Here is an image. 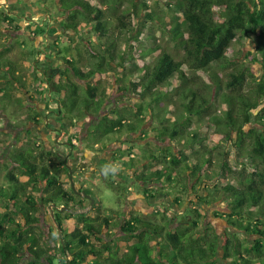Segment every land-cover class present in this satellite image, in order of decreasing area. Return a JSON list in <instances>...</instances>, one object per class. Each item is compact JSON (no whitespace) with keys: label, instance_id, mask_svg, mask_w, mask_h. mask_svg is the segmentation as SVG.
Here are the masks:
<instances>
[{"label":"trees","instance_id":"obj_1","mask_svg":"<svg viewBox=\"0 0 264 264\" xmlns=\"http://www.w3.org/2000/svg\"><path fill=\"white\" fill-rule=\"evenodd\" d=\"M123 2L125 0H97L96 4L89 0L58 2L59 8L65 12L67 27L77 33L91 27L99 38L100 51L90 49L93 47L90 42L86 62L79 65L80 58L67 61L68 68L62 73L65 80L56 81L61 96L53 100L56 113L75 121H84L91 115L102 116L112 97L106 87L99 86L101 76L129 71L128 79L139 77V81H134L132 87H118V91L129 92L139 100L129 105L130 111L127 112H137V121H130L124 114H104L98 123L99 129L89 131L90 139L97 137L101 140L123 131L137 134L143 126L140 115L145 108V100L150 98L151 103L159 102L165 95L158 89L166 87L179 86V93L185 100L180 119L184 120L183 126L188 127L185 124H191L192 117L208 116L211 100L192 88L194 80L187 76L186 70L208 72L212 76V88L225 90L222 100L226 110L222 117H214V125L226 128V140L231 139L234 133L239 136V145L248 140L249 158L254 161L253 171L240 172L245 176L240 187L229 183L222 190L224 196L231 199L229 217L232 225L257 238L253 244L244 246L238 235L227 233L223 259L229 261L226 264H264V0H167L169 10L177 13L176 19L181 17L185 25L186 33L169 27L170 34L184 50L183 59L176 60L168 52L158 54L161 48L157 46L151 49L157 54L153 62L145 60L151 52H141L137 64L133 60L134 45L129 43L127 50H121L116 42L118 38L114 39L111 34V21L117 24L118 36L138 29V21L133 22L130 17L127 21L125 14L118 13L117 9ZM129 3L132 6L130 14L139 19L144 13L145 20L141 25L146 21L163 24L162 15L149 10L146 0H141L139 5L135 0ZM112 7L115 15L109 19L106 10L110 11ZM244 38L253 40L263 67L261 79H254L252 86L246 84L248 77H253L250 69L233 67L225 80L218 72L232 64L230 48ZM130 52L131 56H128ZM23 73L14 61L0 56V104L17 102L14 90L25 83ZM175 76L177 83L173 84ZM237 90L241 91L238 95L228 93ZM147 106L149 110L151 104ZM32 121L38 123L37 114ZM246 125L250 126L249 131L245 129ZM159 135L176 143L181 136L176 127L171 129L168 126H163ZM191 137L190 143L193 144L201 138L196 132ZM39 146L38 153H34L29 144L19 147L18 152L10 154V164L6 166L8 183L5 187L0 186V264H53L43 233L37 232L36 219L42 208L49 210L53 205L56 209L59 203V208L84 206L85 200L77 201L73 189L67 187L70 178L65 161L56 155L52 157ZM149 158L159 161L154 152ZM129 160L134 162L135 159ZM114 163H117L116 159ZM189 163L185 152L178 150L166 157L163 166L147 173L142 170L136 178L143 185L165 182L173 188L180 187L178 194L188 195L196 191L199 175L210 159L204 154ZM65 177L67 181H64ZM144 193L153 196L148 189ZM196 198L208 204L199 195ZM180 201L179 197L175 198L176 204ZM97 211L98 215L93 217L81 214L80 226L65 223L64 227L63 217L59 214L54 216L66 264H219L215 259L220 246L219 237L215 230H207L205 224L201 229L198 227L202 215L196 210L191 209L185 217L176 220L174 227L169 226L170 223L162 225L133 216L122 220V234L118 236L110 230L117 226L111 222L112 216L104 215V210L99 208ZM70 215L67 213L65 219L68 220ZM102 232L107 237H103ZM26 251L29 257L23 261Z\"/></svg>","mask_w":264,"mask_h":264},{"label":"rangeland","instance_id":"obj_2","mask_svg":"<svg viewBox=\"0 0 264 264\" xmlns=\"http://www.w3.org/2000/svg\"><path fill=\"white\" fill-rule=\"evenodd\" d=\"M2 1H4L3 3L6 7H0V56L14 61L20 70L24 71L23 77L26 79L23 85L16 87L14 90L17 95L16 103L2 102L0 104V186H6L8 183L5 178L7 173L6 166L10 164L9 158L12 152H18L20 150L19 147H26L29 144V147L33 148V152L38 153L40 151L38 145L44 149L43 141H41L42 129H47V126L51 128L52 125H57L60 121H63L66 125L67 129L65 132L68 133V120L70 118L55 115L57 109L54 107L55 103L53 100H58L61 97L58 93L59 87L56 81L62 82L65 80L58 74L68 68L67 61H76V59L80 58L81 61H79L81 63L78 62L79 65L86 62L89 43H93V47L89 48L92 50L94 48V50H97L95 52H98L100 51V42L91 27H86L79 33L71 30L69 26L67 27L65 12H62L59 8V0H30L33 7L28 6L30 9L25 11L16 9L14 6L16 0ZM21 1H18V4L24 6L25 0L23 3ZM89 1L94 4L97 2V0ZM129 1L125 0L117 11L119 14H125L127 17L125 20L127 21L129 17L133 22L138 21V29L136 28V31L131 29L130 32L125 31L122 36H118L117 24L111 21V34L113 33L114 39L118 38L116 42L121 50H127L129 43L134 45V64L138 63V57L141 52L150 53L151 49L157 46L161 48L158 54L168 52L176 60H182L184 50L170 34L169 27L171 26L177 31L183 30L185 32V25L182 23L181 17L176 19L177 13L169 10L166 4L167 0H146L149 10L154 14L159 12L162 15L163 24L146 21L143 25L140 23H144V13L141 14L142 16L139 19L135 15L130 14L132 6ZM135 1L139 5L141 0ZM112 9L113 7L110 11L106 10V16L109 19H112V15H115ZM33 11H36V13H33ZM14 14H18V18H14ZM22 14H25L29 19H25ZM45 15H47L46 18ZM65 26V31L61 33L60 28H65ZM33 32L34 34L36 33L35 37L33 36L34 40L28 36V34ZM45 36L47 38L46 41L42 40V37L45 38ZM36 37L39 38L40 43L43 41V45L46 46L45 50L40 49L41 47L36 42ZM136 38L137 40H135ZM230 51L231 55H233L232 64L218 70L224 80L227 79L228 76L226 74L233 67L240 66L250 69L253 74V77H248L246 81L248 86L253 85L254 79H261L263 75L261 56L257 54L256 46L252 39L244 38L233 43ZM131 53H128V56H131ZM155 55L157 54L151 52L145 60L153 62ZM215 68L217 71V67ZM123 73L104 74L100 78L99 86L106 87L112 97L105 106L104 114L110 113L112 116L124 114L130 121L135 122L137 121V112L131 114L127 112L130 111L129 105L139 100L134 99L129 92H119L118 87L124 85L132 87L134 81H139V77L129 80L128 75L130 72ZM186 73L189 78L194 80L193 85L191 84L192 88L202 93L207 100H211L208 116L205 115L202 118L192 117L191 124H185L189 126L184 127V120L180 118L181 114L184 113L183 103L185 100L179 93V86L175 88H159L158 90H161L165 96L157 103H151L150 98L145 100V108L140 115V122L143 126L137 134H127L126 131H123L120 134L111 135L101 140H98L99 138L97 137L90 139L88 137L89 131L99 129L98 126L100 125L98 123L104 114L102 116L91 115L87 116L84 121L74 120L71 122V125L75 126L73 127V135L68 139L71 145L65 146L64 144L65 139L67 141L66 135L68 134L63 135L64 137L61 136L59 143L64 146L65 152L71 147L77 154L74 160L71 154L67 157L68 164L74 168L73 180L76 190L82 186L92 190L100 201L99 205L96 206L97 209L104 210V215H111V222L115 218L117 219L115 222L119 223L118 218L123 216H139L162 225L170 223L169 226L174 227L173 223L175 224L178 219L185 217L189 210H196L202 215L198 227L201 229L203 224H205V227H208L207 230L216 231L220 246L215 259L219 261V264H226L229 261L226 262L223 259V246L227 233L238 235L244 246L253 244L257 236L232 225L229 217L231 199L224 196L222 187L229 183L240 187L242 185L240 181L245 178L240 172L242 170H245L246 173L253 171L254 161L249 158L248 140L242 146L239 145V136L235 133L231 139L226 140V128L222 125H214V117H222L226 110V105L222 100L225 90L218 91L216 87L212 88L214 84L211 79L212 76L208 72L195 73L187 69ZM210 73L214 74V71ZM50 74L55 77H50ZM69 76L71 75L69 74ZM176 78L175 76L172 80L173 84L177 83ZM240 92V90H237L228 93L230 95H238ZM149 103L151 108L148 110L147 105ZM36 114L38 123L32 121V117ZM41 114L45 117L41 116ZM163 126H168L171 129L176 127L178 129V133L181 136L178 138L177 143L172 139L159 135V131ZM244 127L246 131H249V125ZM27 132H30L29 135H27ZM52 132L54 131L52 130ZM71 132L72 130L69 131V134ZM195 132L200 134L201 137L197 144L190 143L192 141L191 136ZM89 147L98 149V151H92V156L85 154L84 148L91 151ZM178 150L185 152L188 163L199 159L204 154L210 159V163L205 166L204 172L199 175L196 191H192L188 195H180L177 193L180 187L173 188L171 184L165 182L149 183V185L138 183L137 173L142 172V170L147 173L148 170L163 166L166 157L170 156V153H177ZM69 151L71 150L69 149ZM111 152L114 154L109 155ZM151 152L156 154L159 161L149 158ZM113 157L118 160L116 167L112 162ZM129 159L135 160L134 162H129ZM100 160H102L103 164H100L98 171H94L95 173H92L91 169H87L83 173L76 170L83 168L86 163H88V167L89 165L93 167L94 162H100ZM224 163H227L225 164L226 166H223ZM114 167L117 170H114ZM64 181H67L66 177ZM67 187L69 189V185ZM145 189L152 193V197L147 194L150 199L145 195ZM197 195L203 200H207L208 204L198 200L196 198ZM177 197L181 200L180 204L175 203V198ZM76 199L77 201L80 200L79 198ZM60 206L61 203H59ZM59 207L56 209L54 207V209L63 217L61 220L64 222V227L65 222L69 226L82 225L80 215H83L89 209L86 200L84 201V206L81 207L75 205L68 208ZM97 209L87 214L92 217L97 216L99 213ZM67 213H71L68 216V220L65 219ZM188 222H191V220ZM47 226L43 222L39 230L45 232L44 229ZM110 230L114 235L122 234L119 226L111 227ZM101 235L107 237L106 233ZM55 236H57L56 233ZM49 244L52 247V251L48 256L53 264H66L61 241L50 240ZM69 256L71 257L70 253ZM27 257L28 255L23 257V261Z\"/></svg>","mask_w":264,"mask_h":264},{"label":"crops","instance_id":"obj_3","mask_svg":"<svg viewBox=\"0 0 264 264\" xmlns=\"http://www.w3.org/2000/svg\"><path fill=\"white\" fill-rule=\"evenodd\" d=\"M18 1H20V0H16V2L14 3V6L16 7V9H20V11H21V9L23 8V6H21V5H19L18 4ZM27 1H29L28 3H27ZM4 1H0V7L1 6H5L4 5V3H3ZM25 5V7L27 8V9H30L29 7H33V5L32 4H30V0H26V3L24 4ZM29 6V7H28ZM6 7V6H5ZM33 10V9H32ZM28 15H29V13H28ZM31 39H33L32 37H31ZM43 42V41H42ZM41 42V43H42ZM37 43H39V46L41 47L40 49H44L45 50V45H43V43L41 44L39 41H37ZM48 113V112H47ZM41 116H44L43 114H41ZM45 117V116H44ZM72 121H74V120H71V119H69L68 120V125H71V122ZM65 125L62 121H60V123H57V125H52V129L50 128V127H48L47 126V129L46 128H44V129H42V138H41V141H43V146H44V149H43V151H45L46 153H50L51 155H52V157H54L55 155L57 156V153H62V152H65L64 151V146H61L60 144L61 143H59L60 141L59 140H61V136H65V133H63V134H60L59 132H58V130L57 129H59V128H61V126L62 125ZM52 130L54 131V132H52ZM60 131V130H59ZM52 135V136H51ZM49 136H50V138L52 137V139H50L49 138ZM63 136V137H64ZM58 138V139H57ZM86 141V140H85ZM87 143V142H86ZM89 148H91L90 150L91 151H89V149H86V148H84V150L86 151V153L85 154H89L90 156H92L93 155V152H95V150H97L98 151V149H95V148H92V147H89ZM93 151V152H92ZM67 152H69V148H68V151H66V153ZM110 154H114V153H109V155ZM58 157V156H57ZM59 158V160H61L60 159V157H58ZM103 160V159H102ZM102 160H100V162L99 161H95L94 162V165H93V167H90V165H89V167H88V163H86L85 165H84V167H83V170L84 171H86L87 169H91V172L92 173H95L94 171H98V168L100 167V164H103V162H102ZM5 187V186H4ZM42 188H44V186H42ZM40 202H39V204H38V207L41 209V207H40ZM53 208V205L49 208V210L48 209H43L42 208V213H40V216H39V218H37L36 219V221L38 222L37 224H36V228H38V231L37 232H40V233H43V239H44V243H46V245L49 247V249L52 251V247L50 246V240H59L60 241V239H61V235H60V232L58 231V229H57V226H56V223H55V221H54V216L55 215H57L58 214V212H57V210L55 211V210H53L52 209ZM63 208H65V207H63ZM46 223L48 226H47V228H45L44 229V231L45 232H43V231H41V230H39V227L40 226H42V223ZM66 223V222H65ZM66 225H67V223H66ZM53 226H54V228H53ZM69 226V225H68ZM55 233H56V235L57 236H55ZM58 238V239H57ZM57 248V247H56ZM57 252V251H56ZM55 252V253H56ZM23 255H25V256H27L28 255V253H27V251L26 252H24L23 253ZM29 257V256H28Z\"/></svg>","mask_w":264,"mask_h":264},{"label":"flooded vegetation","instance_id":"obj_4","mask_svg":"<svg viewBox=\"0 0 264 264\" xmlns=\"http://www.w3.org/2000/svg\"><path fill=\"white\" fill-rule=\"evenodd\" d=\"M40 1V0H39ZM58 1V0H57ZM60 1V0H59ZM58 1V2H59ZM22 3L24 2V0H22L21 1ZM29 1H27V3H28ZM26 3V0H25V2H24V4ZM31 4V3H30ZM21 10H27V8L25 7V5L23 6V8L21 9ZM63 12V11H62ZM22 13V12H21ZM33 13H36V11H33ZM18 14H14V18H18ZM22 16L25 18V19H29L25 14H22ZM46 16L47 15H45V18H46ZM65 31V28H60V32L62 33V32H64ZM31 34H33L32 35V38H33V40H34V37H35V34H34V32L33 33H30V34H28V36H30V38H31ZM34 36V37H33ZM37 38V41H39V38L38 37H36ZM42 40H44V41H46L47 40V38H46V36H45V38H43L42 37ZM36 41V42H37ZM64 71H62L61 73H59L58 74V76H62ZM50 77H55V76H53V75H51L50 74ZM63 77V76H62ZM58 93H60V92H58ZM51 112H53L52 110H51ZM55 112V111H54ZM55 115H58L57 113H55ZM63 122V121H62ZM73 127H75L74 125H69V131L70 130H72V132H71V134H69V131H68V133L67 132H65L66 131V129H67V127H66V125H62L61 126V128H59V129H57L58 130V132L60 133V134H63V133H65V134H68V135H66L67 137V141H66V139H65V142H64V144H65V146H69V145H71L70 143H69V137H71L73 134V130H74V128ZM73 128V129H72ZM60 130V131H59ZM58 139V138H57ZM69 149L71 150V151H69V152H62V153H57V156L58 157H60V159L62 160V161H65V163H66V166H67V169H68V176H69V178H70V185H69V188L70 189H73V185H74V187H75V184H74V180H73V173H74V168L72 167V166H70L69 164H68V160H67V157L69 156V154H71L72 156H73V160L74 159H76V157H77V154L75 153V151L74 150H72V148L71 147H69ZM116 158L115 157H113V161L115 160ZM117 160V159H116ZM112 161V162H113ZM118 161V160H117ZM114 165H116L117 166V164L116 163H114ZM77 168H78V166H77ZM76 170H78L79 172H81V173H83V168H80V169H76ZM85 172V171H84ZM84 176H85V174H83ZM72 181H73V185H72ZM138 181V180H137ZM138 183H140V184H142L141 182H139L138 181ZM143 187H145V186H143ZM90 189H88L86 186H82V187H79V189H77L76 190V188H75V190H73L74 191V193H76V196H77V198H79V199H83V200H86V201H88V205H89V209L87 210V209H84V210H87V212H84L85 214H87V213H89V212H92L93 210H95V209H97V207H96V205H97V203L99 204V198L96 196V194L95 193H93L92 192V190H90ZM80 192H85L87 195H89V196H91L93 199H94V203L93 204H91V201L89 200V199H87L86 197H83V196H80V195H78L77 193H80ZM146 195V194H145ZM150 199V198H149ZM78 207V206H77ZM52 209H54V207L52 208ZM79 209V208H78ZM130 217H127V216H123L122 218H118V220H119V223H116L115 221L117 220V219H115L114 218V221L112 222V223H115V224H118L117 226H119V228L121 229V227H120V225H121V223H122V220H127V219H129ZM54 221H55V219H54ZM55 223H56V221H55Z\"/></svg>","mask_w":264,"mask_h":264},{"label":"water","instance_id":"obj_5","mask_svg":"<svg viewBox=\"0 0 264 264\" xmlns=\"http://www.w3.org/2000/svg\"><path fill=\"white\" fill-rule=\"evenodd\" d=\"M72 185H73V181H72ZM73 190H75L74 185H73ZM77 194L80 195V196L86 197L87 199H89L91 201V204L94 203V199L91 196L87 195L85 192H80V193H77Z\"/></svg>","mask_w":264,"mask_h":264}]
</instances>
